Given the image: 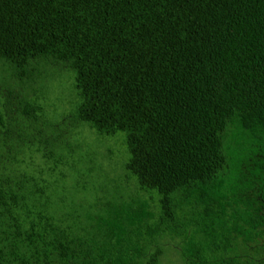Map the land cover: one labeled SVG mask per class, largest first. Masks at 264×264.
Returning a JSON list of instances; mask_svg holds the SVG:
<instances>
[{
	"label": "trees",
	"instance_id": "obj_1",
	"mask_svg": "<svg viewBox=\"0 0 264 264\" xmlns=\"http://www.w3.org/2000/svg\"><path fill=\"white\" fill-rule=\"evenodd\" d=\"M167 233L264 264V0H0V264H161Z\"/></svg>",
	"mask_w": 264,
	"mask_h": 264
},
{
	"label": "rangeland",
	"instance_id": "obj_2",
	"mask_svg": "<svg viewBox=\"0 0 264 264\" xmlns=\"http://www.w3.org/2000/svg\"><path fill=\"white\" fill-rule=\"evenodd\" d=\"M71 79L66 78L65 76H61L57 73H54L51 83V90L53 97L56 98V107L55 109L58 110L56 113L59 117L63 114H70L74 111L72 104H77L78 97H77V90L74 86V80L72 83L70 82ZM84 127L82 130L86 132V135L92 140L89 141L90 143H100V141L106 145L107 150H111L112 159L109 161L104 162V166L109 167L110 174L112 177H120L122 175V179L129 175V172L125 169L124 163L125 159L128 156L127 153V146L124 143V133L120 132L117 133L113 137L106 136L105 139H102L100 135L98 136L95 129L89 127V125H83ZM99 140V141H98ZM126 154V157L124 155ZM106 172V171H105ZM108 172V171H107ZM109 173V172H108ZM105 178V176H103ZM107 183L99 182L96 183V186H92V188H97L100 191L99 195L104 194V190L106 188ZM137 191V187L135 185V189L133 192ZM87 199H84L81 196H77V200L85 203L87 200L88 202L85 204L88 206L90 205V200L94 203H97V198H92L93 195L89 193L82 192L81 193ZM152 196L157 199V193L154 192ZM148 197V195H147ZM150 203L154 205L156 208L158 206V199L153 202L150 199ZM90 209V208H89ZM156 228V227H155ZM174 236L170 234H166L161 238V245H163V255H161V264H183L181 259V243L179 239L173 238Z\"/></svg>",
	"mask_w": 264,
	"mask_h": 264
}]
</instances>
